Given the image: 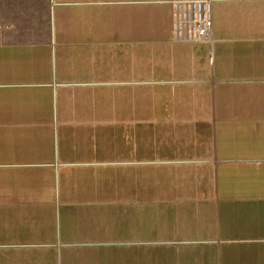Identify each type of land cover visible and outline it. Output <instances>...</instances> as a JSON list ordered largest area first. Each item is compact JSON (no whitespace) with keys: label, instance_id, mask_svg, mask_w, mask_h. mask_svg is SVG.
<instances>
[{"label":"crops","instance_id":"0c3cea01","mask_svg":"<svg viewBox=\"0 0 264 264\" xmlns=\"http://www.w3.org/2000/svg\"><path fill=\"white\" fill-rule=\"evenodd\" d=\"M0 0V264H264V0Z\"/></svg>","mask_w":264,"mask_h":264},{"label":"built area","instance_id":"2783aa9c","mask_svg":"<svg viewBox=\"0 0 264 264\" xmlns=\"http://www.w3.org/2000/svg\"><path fill=\"white\" fill-rule=\"evenodd\" d=\"M211 0L176 1L173 5L174 39L203 43L212 31Z\"/></svg>","mask_w":264,"mask_h":264}]
</instances>
